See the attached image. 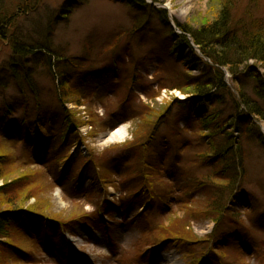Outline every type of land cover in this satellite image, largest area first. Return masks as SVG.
<instances>
[{
	"label": "rangeland",
	"instance_id": "obj_1",
	"mask_svg": "<svg viewBox=\"0 0 264 264\" xmlns=\"http://www.w3.org/2000/svg\"><path fill=\"white\" fill-rule=\"evenodd\" d=\"M66 1L0 0V217L9 198L48 217L12 221L0 264H264V120L252 116L249 135L234 125L212 138L218 160L206 154L196 104L178 106L190 95L159 88L213 65L182 27L212 22L225 3L232 27L262 35L264 0L138 1L153 10ZM250 66L264 80L252 61L236 77L222 69L223 118L228 91L259 102ZM120 126L126 135L107 140ZM214 189L226 204L216 222L206 209Z\"/></svg>",
	"mask_w": 264,
	"mask_h": 264
},
{
	"label": "trees",
	"instance_id": "obj_2",
	"mask_svg": "<svg viewBox=\"0 0 264 264\" xmlns=\"http://www.w3.org/2000/svg\"><path fill=\"white\" fill-rule=\"evenodd\" d=\"M138 1L142 2V0H135L137 4ZM227 12L228 8L226 4L222 3L217 17L212 22L201 25L194 31L182 27L183 32L189 33L193 37L194 44L199 47L203 56L211 60L213 65L205 63L206 70H204V68L201 75L198 76L189 78V76L181 73L178 78L183 76L184 79L180 81L181 84L179 85L168 86L163 84L159 86V88H178L181 89L183 93L189 94L190 97H193L191 99L194 100L196 108L200 109L196 111V116L199 118L200 129L205 131L204 136L202 137L206 142V154L218 155V160L222 159L223 156L222 153L219 152L220 150H218L216 142H214L212 138L221 134L228 137L230 135L231 137V133L227 129L235 127L236 125V127L239 128L245 126L243 128L246 129L247 135H249V126L250 124L252 125L251 117L255 116L264 120V80L261 79L259 74L254 73V68H252V66H250L249 70L244 72L247 73L249 77L256 78L254 93L259 102H249L241 91H239V96H234L228 91L230 99L232 100V111L227 113L226 117L223 118L219 108L216 109V105L221 102V96L218 92H227L222 68H226L233 77H236L237 74L240 75V73L243 72L244 67H247L249 61H252L255 66H260L264 69V36H262L264 33L260 35L261 33L257 29L252 28H244L242 31L238 32V28L236 29L231 26L230 16ZM2 24L3 22H0V37L4 38L6 37V33ZM180 37L183 39L185 38L184 34ZM16 74L18 75L17 72ZM63 79H60V85L64 84ZM29 85V88L32 87V84ZM62 92L59 96L65 94ZM215 94H218V96ZM34 95L37 99V92L34 91ZM241 107L244 108L242 109ZM63 109L67 112L66 108L63 107ZM34 123H38V119H35ZM69 123H73L70 118L68 120V124ZM145 124L147 127V125L149 126L151 124V121L145 122ZM144 127H140L139 130L142 131V128ZM38 129L39 127L35 125L34 130L37 132ZM146 131L147 130H145V132ZM134 138L136 141L139 137L135 134ZM258 139L262 142L261 144L264 145V141L260 136H258ZM224 167L226 168V166ZM235 177H237V175ZM26 180H28L27 176L26 179L24 177L18 181L25 185V183H27ZM28 182L30 183V180H28ZM218 192L219 191L215 192L214 189V195H212L214 202H210L206 208L209 211H207V215L212 220H215V222L219 220L226 207L224 199L223 202H221L222 200H219ZM8 193H10L8 195L10 197L14 194L11 189L5 192V194ZM11 199L12 198H9L7 199L8 201L6 200L4 202L7 206L4 209L5 212L0 217V235L6 231L7 223L13 218V215L16 214L15 212L20 214L27 212V214H29L28 211H22L21 206L16 205L17 202L12 201ZM33 213H35V215L39 214L38 210ZM167 234L169 235V233Z\"/></svg>",
	"mask_w": 264,
	"mask_h": 264
},
{
	"label": "bare ground",
	"instance_id": "obj_3",
	"mask_svg": "<svg viewBox=\"0 0 264 264\" xmlns=\"http://www.w3.org/2000/svg\"><path fill=\"white\" fill-rule=\"evenodd\" d=\"M74 1L76 2V0H67L66 2H68L70 5H72L73 3H74ZM81 0H79V2H80ZM83 1V0H82ZM81 1V2H82ZM143 1V0H142ZM130 2H131V5L130 6H132L134 9H142V7L143 8H147V7H150L151 9H152V5H149V4H144V5H138L136 2H135V0H130ZM153 10V9H152ZM161 12H163V13H161ZM158 14V13H157ZM159 19H160V21L161 22H164L165 24H167L168 23V19H167V16L164 14V10H160V13H159ZM165 26H168L169 27V25H165ZM182 34V33H181ZM185 35V34H184ZM164 39H166L165 37H164ZM186 39V41H188V38H184V40ZM190 41H193V37L191 36V35H189V42ZM194 42V41H193ZM223 69V68H222ZM14 74H16V72L14 73ZM232 75V74H231ZM224 78H225V76H224ZM62 92V91H61ZM60 92V93H61ZM62 93H64V92H62ZM180 101H182L181 99H179ZM179 100H177V103H178V106H180V107H182V106H187V108H184V109H186L187 111H189L190 109H189V101H193L194 102V100L193 99H191V97H188L187 99H186V101L185 102H180ZM192 105V107H194V104H191ZM196 111L197 110H200L199 108H196L195 109ZM171 112V110H167L166 112H165V114L166 115H168L169 113ZM191 113V112H190ZM38 123H40V122H38ZM124 135H126V130H125V128H123L122 126H120V127H118V128H116L115 130H113V131H110L108 134H107V140H117V139H119V138H122V137H124ZM169 261V260H168ZM168 264H171L170 263V261H169V263Z\"/></svg>",
	"mask_w": 264,
	"mask_h": 264
}]
</instances>
